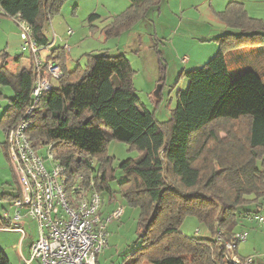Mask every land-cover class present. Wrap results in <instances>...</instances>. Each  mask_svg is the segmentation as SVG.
Returning <instances> with one entry per match:
<instances>
[{
	"label": "trees",
	"instance_id": "1",
	"mask_svg": "<svg viewBox=\"0 0 264 264\" xmlns=\"http://www.w3.org/2000/svg\"><path fill=\"white\" fill-rule=\"evenodd\" d=\"M65 1L0 0V17H19L30 27L34 43L45 47L44 24ZM128 1L131 14L137 17L161 2ZM216 15L240 34L230 35L232 42H222L204 66L184 73L186 90L177 94L176 106L163 125L141 106L125 56L90 55L84 69L68 72L64 50H52L51 57L60 65L63 77L35 106L29 137L35 149L53 145L54 158L64 167L70 183L80 177L86 183L96 172L93 180L101 193L110 194L107 181L112 179L107 144L114 140L138 152L137 159L118 166L123 180L121 196L140 211L141 247L130 264H232L225 259V244L234 241L238 210L253 204L254 214L259 212L264 171L256 164L264 155V83L253 71L231 80L226 54L244 45H264V24L250 18L237 2H230ZM95 17L91 15L89 20ZM124 26L106 34L117 35L127 29ZM1 63L0 87L9 86L14 92L0 119L5 131L31 105L37 73L31 66L14 75L6 60ZM240 121L247 123L244 137L225 131L220 138L214 130L218 123ZM92 160L97 161V171ZM18 196L19 191L16 197L4 193L1 200ZM187 217L203 224L210 238L185 237L180 226ZM0 264H10L3 252Z\"/></svg>",
	"mask_w": 264,
	"mask_h": 264
},
{
	"label": "rangeland",
	"instance_id": "2",
	"mask_svg": "<svg viewBox=\"0 0 264 264\" xmlns=\"http://www.w3.org/2000/svg\"><path fill=\"white\" fill-rule=\"evenodd\" d=\"M230 2L242 4L250 18L261 20L264 24V0H161L156 8L139 17L131 14L128 0H66L59 12L44 24L43 33L52 50L61 47L64 50L66 46L65 68L68 72L76 68L84 69L90 55L106 53L108 56H125L133 71L132 86L141 106L163 125L176 106L177 94L186 90L188 81L184 73L204 66L216 55L222 42L233 41L230 35L239 36L240 32L222 24L216 15L223 12ZM91 15L97 17L89 20ZM122 26L127 29L117 35L106 34L108 30H119ZM20 33L14 19L0 18V65L2 60H6L7 69L14 75L29 61L32 63L29 50L22 49ZM48 46L45 50L41 47L39 53L44 62L46 51L50 49ZM226 64L231 80L246 71H253L264 83V45L253 43L233 49L226 54ZM13 96L11 87H0V119ZM214 128L218 136L224 138L225 131L244 137L248 127L245 121H240L218 123ZM4 142L5 133L0 127V221L5 212L10 217L14 214L10 209L13 200L2 201L1 196L5 193L16 197L18 194ZM106 155L112 159V179L107 181L110 194L107 191L101 193L96 188L93 180L96 172L86 183L84 178L79 179L86 188L93 181L104 203V213L117 207L123 208L120 220L107 226V246L98 255V264H130L132 255L141 247L140 211L129 206L121 196L120 183L123 180L118 166L126 160L137 159L139 154L126 144L112 140L106 146ZM91 165L98 170L96 160H92ZM256 165L264 171V155ZM248 199L253 200V197ZM258 205L264 216V197L259 199ZM255 209L256 206L250 204L237 212L238 221L242 224L237 230L246 233L244 242L237 246V255L239 251L241 260L252 258L253 263L260 257L264 258V244L253 251ZM244 213H248L249 217H245ZM22 214H25L24 210ZM0 226L3 227L1 222ZM18 226L26 233L21 245L20 234L0 230V252L5 254L10 264H24L22 257L29 258V246L38 235L36 223L30 218L23 219ZM180 232L187 238H210L206 227L193 217L184 219ZM227 256L225 259L229 261Z\"/></svg>",
	"mask_w": 264,
	"mask_h": 264
},
{
	"label": "built area",
	"instance_id": "3",
	"mask_svg": "<svg viewBox=\"0 0 264 264\" xmlns=\"http://www.w3.org/2000/svg\"><path fill=\"white\" fill-rule=\"evenodd\" d=\"M14 21L21 31L22 49L29 50L32 56L37 77L31 91V105L15 125L4 131L6 153L19 196L11 202L15 214L10 218L4 213L3 218L9 222L2 230L20 234L21 245L26 233L18 223L24 217L36 223L38 236L29 246V258L22 257L24 264H98V255L107 246V226L120 220L123 208L104 213V203L93 181L87 188L80 179L70 183L64 167L54 158L52 144L33 147L28 134L31 115L42 95L56 87L63 71L57 62L41 59V47L45 50L47 46L34 43L28 24L19 17ZM245 239V232H236L234 241L225 244L230 263L253 264L252 258L241 260L235 255L237 245Z\"/></svg>",
	"mask_w": 264,
	"mask_h": 264
},
{
	"label": "crops",
	"instance_id": "4",
	"mask_svg": "<svg viewBox=\"0 0 264 264\" xmlns=\"http://www.w3.org/2000/svg\"><path fill=\"white\" fill-rule=\"evenodd\" d=\"M245 9L248 11V7H247V5H245ZM1 18V17H0ZM48 46V45H47ZM48 48H50L49 50H47L46 51V61H53V62H55L54 61V58L53 57H51V53H52V48L50 47V46H48ZM61 49H63L62 47H61ZM17 61V60H16ZM32 66V63H31V61H29V63H27L26 64V67H25V69H27V68H30ZM24 69V68H23ZM187 84L188 83H186L185 84V87H187ZM10 209H11V211H14V214H15V209L12 207V205H11V207H10ZM107 209H110V208H107ZM257 210H259V212L257 213V214H254L253 215V251H256L255 249H260L259 248V246H262L263 244H264V221L262 222V223H260V222H258L256 219L257 218H263L264 219V216L261 214V208H260V206L257 208ZM5 213H7V212H5ZM8 214V216H9V213H7ZM13 214V215H14ZM12 215V216H13ZM10 217V216H9ZM11 218V217H10ZM23 219H28L27 217H24ZM22 219V220H23ZM2 224L3 223H8L9 221H7V220H5L4 218H1V221H0ZM242 224L238 221V226H241ZM263 225V226H262ZM4 227V226H3ZM3 227H1L0 226V230L1 231H3V232H7V231H4V230H2L3 229ZM255 227V228H254ZM236 232H241V231H238L237 229H236ZM15 233V232H14ZM18 234V233H17ZM38 233L36 232V235H37ZM38 236V235H37ZM37 238V237H36ZM25 240V239H24ZM23 240V241H24ZM36 240V239H35ZM22 241V242H23ZM22 244V243H21ZM264 253V252H263ZM238 257H240L239 256V251H238V255H237ZM253 264H264V258H262V257H260L259 259H256L255 261H254V263Z\"/></svg>",
	"mask_w": 264,
	"mask_h": 264
}]
</instances>
